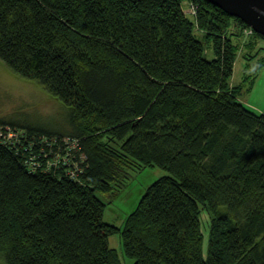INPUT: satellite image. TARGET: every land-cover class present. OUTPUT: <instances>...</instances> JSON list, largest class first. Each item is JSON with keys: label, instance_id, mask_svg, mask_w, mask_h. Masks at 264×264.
<instances>
[{"label": "trees", "instance_id": "obj_1", "mask_svg": "<svg viewBox=\"0 0 264 264\" xmlns=\"http://www.w3.org/2000/svg\"><path fill=\"white\" fill-rule=\"evenodd\" d=\"M192 1L195 13L185 0H0V59L70 109L65 131L0 124L80 147L74 178L65 162L31 169L0 140L6 264H124L115 233L131 264H264V111L230 81L248 25ZM148 166L170 173L123 227L105 221L97 192L112 196L132 168Z\"/></svg>", "mask_w": 264, "mask_h": 264}, {"label": "rangeland", "instance_id": "obj_2", "mask_svg": "<svg viewBox=\"0 0 264 264\" xmlns=\"http://www.w3.org/2000/svg\"><path fill=\"white\" fill-rule=\"evenodd\" d=\"M192 0H185L186 5ZM231 31L238 30L235 22ZM240 37V49L234 63L231 76V86L241 85L238 94L240 100L253 109L264 110V38L255 35L256 31L250 26L243 27ZM240 32V33H241ZM197 35L203 37V31L197 30ZM258 37V38H257ZM256 39V43L248 42ZM206 52L213 56L212 45L206 43ZM70 112L57 96L47 91L35 79L25 78L12 71L0 59V119L18 121L44 129L65 131L69 129L67 116ZM39 124V125H38ZM170 172L160 166L132 168L129 176L119 183L112 196L98 195L107 203L104 220L123 227L127 216L136 208L146 188L160 177ZM202 231L204 234L203 250L208 255L210 215L203 211L201 215ZM109 242L118 249L124 264H131L133 260L124 254L120 233L110 235ZM0 264H6L0 256Z\"/></svg>", "mask_w": 264, "mask_h": 264}, {"label": "built area", "instance_id": "obj_3", "mask_svg": "<svg viewBox=\"0 0 264 264\" xmlns=\"http://www.w3.org/2000/svg\"><path fill=\"white\" fill-rule=\"evenodd\" d=\"M193 13L196 12V5L190 4ZM251 28V27H250ZM253 30V28H251ZM41 141H37L34 138L27 137L25 129L19 127H13L12 125L0 124V140L3 142H9L13 145L16 151H22L25 157L26 163L31 166L33 170H47L52 166L60 165L61 162L71 165L69 172L72 177L78 178V170L80 169L78 157L79 142L74 140L70 144V139L64 137V139H58L57 137H42ZM64 143L71 145L70 149H74L72 154H65L64 150L67 146ZM74 167V168H73Z\"/></svg>", "mask_w": 264, "mask_h": 264}, {"label": "water", "instance_id": "obj_4", "mask_svg": "<svg viewBox=\"0 0 264 264\" xmlns=\"http://www.w3.org/2000/svg\"><path fill=\"white\" fill-rule=\"evenodd\" d=\"M264 35V0H207Z\"/></svg>", "mask_w": 264, "mask_h": 264}, {"label": "crops", "instance_id": "obj_5", "mask_svg": "<svg viewBox=\"0 0 264 264\" xmlns=\"http://www.w3.org/2000/svg\"><path fill=\"white\" fill-rule=\"evenodd\" d=\"M248 105V104H247ZM250 106V105H249ZM252 107V106H251ZM262 111H264V110H262Z\"/></svg>", "mask_w": 264, "mask_h": 264}, {"label": "bare ground", "instance_id": "obj_6", "mask_svg": "<svg viewBox=\"0 0 264 264\" xmlns=\"http://www.w3.org/2000/svg\"><path fill=\"white\" fill-rule=\"evenodd\" d=\"M243 25V24H242ZM233 43H234V41H233ZM236 45V44H235Z\"/></svg>", "mask_w": 264, "mask_h": 264}]
</instances>
